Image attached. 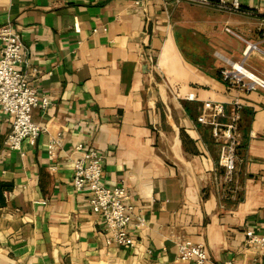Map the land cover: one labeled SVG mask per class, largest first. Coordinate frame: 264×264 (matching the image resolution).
Here are the masks:
<instances>
[{
  "label": "crops",
  "instance_id": "1",
  "mask_svg": "<svg viewBox=\"0 0 264 264\" xmlns=\"http://www.w3.org/2000/svg\"><path fill=\"white\" fill-rule=\"evenodd\" d=\"M219 3L0 0V26L12 24L23 69L50 101L33 110L46 131L20 151L6 147L12 118L0 108V264H194L177 259L186 239L205 246L209 264H264L245 233H264V87L221 74L243 64L264 79V52L244 53L248 42L264 51V0ZM236 99L228 182L222 146L198 118L205 101L231 116ZM79 143L103 157L106 185L129 191L133 248L107 244L90 194L75 189Z\"/></svg>",
  "mask_w": 264,
  "mask_h": 264
},
{
  "label": "built area",
  "instance_id": "2",
  "mask_svg": "<svg viewBox=\"0 0 264 264\" xmlns=\"http://www.w3.org/2000/svg\"><path fill=\"white\" fill-rule=\"evenodd\" d=\"M197 5H209L213 0H175ZM219 5L231 10L240 8V0H218ZM230 31V29H227ZM264 40V33H263ZM25 46L11 23L0 26V108L12 118V129L7 135L6 147L20 151L24 141L35 145L46 131V127L33 120V110L37 107L46 109L50 103L47 96L40 97L36 88L30 83L23 69ZM252 50L264 52L255 43L248 42L245 55ZM224 80L230 85L252 91L257 86L264 87L261 79L248 71L243 64L229 63L222 69ZM235 111L231 116L226 114L222 103L205 101L198 120L211 126L214 140L222 146L221 165L225 168L228 182H232L236 172L237 147L240 141L238 131L239 111L241 102L234 100ZM61 147V133L51 138L49 156L53 160ZM78 156L73 161V185L79 192L90 194V207L104 222L107 244H117L133 248L136 245L131 234L134 205L129 202L131 195L125 186L111 187L103 182V157L99 152L89 149L84 143L75 147ZM139 222L138 225H142ZM246 243L259 248L264 260V233L253 229L246 230ZM177 259L209 264L210 257L202 244L186 239L178 243ZM226 264H234L232 261Z\"/></svg>",
  "mask_w": 264,
  "mask_h": 264
},
{
  "label": "trees",
  "instance_id": "3",
  "mask_svg": "<svg viewBox=\"0 0 264 264\" xmlns=\"http://www.w3.org/2000/svg\"><path fill=\"white\" fill-rule=\"evenodd\" d=\"M228 82V81H227ZM229 83V82H228ZM230 84V83H229Z\"/></svg>",
  "mask_w": 264,
  "mask_h": 264
}]
</instances>
